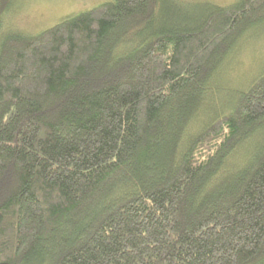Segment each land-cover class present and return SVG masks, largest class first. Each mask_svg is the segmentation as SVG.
I'll return each mask as SVG.
<instances>
[{
	"label": "trees",
	"instance_id": "trees-1",
	"mask_svg": "<svg viewBox=\"0 0 264 264\" xmlns=\"http://www.w3.org/2000/svg\"><path fill=\"white\" fill-rule=\"evenodd\" d=\"M12 4L0 264H264V72L213 103L264 0L182 19L171 0H106L37 33L4 31Z\"/></svg>",
	"mask_w": 264,
	"mask_h": 264
},
{
	"label": "rangeland",
	"instance_id": "rangeland-1",
	"mask_svg": "<svg viewBox=\"0 0 264 264\" xmlns=\"http://www.w3.org/2000/svg\"><path fill=\"white\" fill-rule=\"evenodd\" d=\"M103 1L106 0H13V4L4 16V31L10 32L15 29L22 33H37L66 16L86 10ZM205 1L216 5H228L238 0H171L173 5L171 14L175 17L180 16L181 19L191 16L198 13L199 9H204L201 3ZM253 26V30L264 29V15L258 18ZM223 65V70L218 72L220 78L214 82L218 84L214 89L218 92L215 96L219 97L213 99L217 108L228 102L233 96L232 90L244 88L264 72V30L243 36ZM201 114L202 111L197 122L192 124V129L195 128L194 125L204 123L207 116H200Z\"/></svg>",
	"mask_w": 264,
	"mask_h": 264
}]
</instances>
